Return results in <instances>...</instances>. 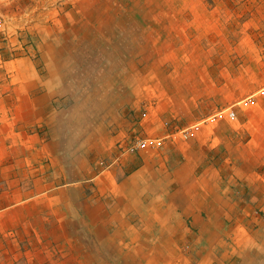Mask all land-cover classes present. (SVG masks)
Here are the masks:
<instances>
[{
  "label": "crops",
  "instance_id": "0c3cea01",
  "mask_svg": "<svg viewBox=\"0 0 264 264\" xmlns=\"http://www.w3.org/2000/svg\"><path fill=\"white\" fill-rule=\"evenodd\" d=\"M181 20L146 45L134 76L106 79L99 105L96 96L65 98L64 75L47 61L43 78L30 59L11 63L18 71L12 90L0 92V115L13 121L0 148L19 150L4 191L12 205L39 197L41 212H56L41 220L57 242L82 246L79 264L245 261L226 191L240 177L235 151L258 133L264 145V123H256V109L238 111L234 122L229 116L256 94V74L242 78L235 69L223 15Z\"/></svg>",
  "mask_w": 264,
  "mask_h": 264
},
{
  "label": "rangeland",
  "instance_id": "374dc122",
  "mask_svg": "<svg viewBox=\"0 0 264 264\" xmlns=\"http://www.w3.org/2000/svg\"><path fill=\"white\" fill-rule=\"evenodd\" d=\"M202 11L224 16L235 69L240 67L242 78L256 74V94L236 103L230 122L237 120L238 111L243 115L256 109V123H264V0H0V92L14 86L10 79L18 70L11 63L27 58L42 78L50 74L43 69L45 61L64 75L60 93L65 98L80 93L87 102L96 96L99 105L106 79L134 76L136 62L143 57V49L148 53L146 45L153 38L167 35L185 13ZM26 70L32 74L30 68ZM12 119L0 115L1 135ZM16 120L18 128L28 125L23 114H17ZM33 130L39 133L41 128ZM262 134L250 147L243 142L235 151L241 159L234 165L240 177L230 181L234 191H226L227 203L232 205L230 224L241 233L243 264H264ZM18 150L0 148V264H79L82 246L57 242L61 238L53 233L50 222L41 220L42 214L55 217L56 212H41L39 197L10 204L4 190L13 184L8 167ZM38 169L35 164L33 170L39 173Z\"/></svg>",
  "mask_w": 264,
  "mask_h": 264
},
{
  "label": "built area",
  "instance_id": "2783aa9c",
  "mask_svg": "<svg viewBox=\"0 0 264 264\" xmlns=\"http://www.w3.org/2000/svg\"><path fill=\"white\" fill-rule=\"evenodd\" d=\"M232 114H235L234 112H232ZM140 144H146V141H141Z\"/></svg>",
  "mask_w": 264,
  "mask_h": 264
}]
</instances>
